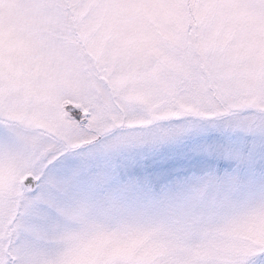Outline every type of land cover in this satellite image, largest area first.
I'll use <instances>...</instances> for the list:
<instances>
[{"label": "snow or ice", "instance_id": "6c2138e0", "mask_svg": "<svg viewBox=\"0 0 264 264\" xmlns=\"http://www.w3.org/2000/svg\"><path fill=\"white\" fill-rule=\"evenodd\" d=\"M0 264H264V0H0Z\"/></svg>", "mask_w": 264, "mask_h": 264}]
</instances>
